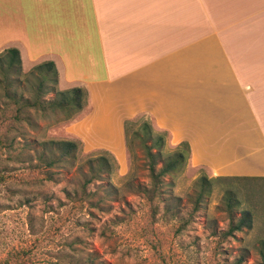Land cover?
Here are the masks:
<instances>
[{
	"label": "crops",
	"instance_id": "1",
	"mask_svg": "<svg viewBox=\"0 0 264 264\" xmlns=\"http://www.w3.org/2000/svg\"><path fill=\"white\" fill-rule=\"evenodd\" d=\"M9 47L87 91L83 146L91 121L145 115L210 175L264 177V0H0Z\"/></svg>",
	"mask_w": 264,
	"mask_h": 264
},
{
	"label": "rangeland",
	"instance_id": "2",
	"mask_svg": "<svg viewBox=\"0 0 264 264\" xmlns=\"http://www.w3.org/2000/svg\"><path fill=\"white\" fill-rule=\"evenodd\" d=\"M32 67L22 68L27 74L10 85L19 98L34 92L37 79L28 73ZM44 84L56 90L45 88L44 100L72 88H61L58 73L46 74ZM84 92L81 110L75 106L22 110L20 119L9 123V109L1 108L7 97L0 88V119L4 120L0 173L5 176L0 184V264L23 243L28 220L35 231L44 223L50 229L38 242L31 237L33 258L45 257L35 264H56L49 255L62 247L84 253V264H264L263 178L213 176L206 167L191 164L189 154L183 166L161 178L159 192L147 194L150 162L158 168L164 157L149 158L134 135L135 131L141 134L142 120H148L153 133L165 132L161 149L153 147V153L159 150L165 155L183 140L177 142V137L139 115L131 118V129L124 133L123 128L121 136L116 134L115 121H91L84 126L83 146L66 127L82 111L85 117L92 109ZM59 140L78 141L80 150L45 166L60 151L51 141ZM151 142L152 137L147 144ZM47 169L51 177L43 181ZM95 173L82 192L81 184ZM204 176L207 182L201 179ZM245 211L250 216L248 224L230 230Z\"/></svg>",
	"mask_w": 264,
	"mask_h": 264
},
{
	"label": "trees",
	"instance_id": "3",
	"mask_svg": "<svg viewBox=\"0 0 264 264\" xmlns=\"http://www.w3.org/2000/svg\"><path fill=\"white\" fill-rule=\"evenodd\" d=\"M29 74L35 75L37 79L36 87L33 88L34 92L32 96L26 97V98H19L17 96L16 91H13L10 88V85H14L17 83V81H20V77L23 75H26L27 73L22 72L21 67V60H20V53L19 50L15 47H9L7 49H4L2 52H0V88L3 89L4 96L7 97L6 101L2 102L1 108L5 107V109H9L10 116L8 118L9 123L11 122H17L20 119V113L22 110H26L27 113L30 111L35 112L37 109L41 110H47L50 108V110H56V109H67L70 108V106H75L78 109L83 108V101H84V89L81 87H72L70 89H66L63 91L56 92L57 95H55L54 98L49 100L42 99L43 91L46 89H49L51 91H56L53 87V85H48L45 87L44 80L46 78V74L52 73V75H56L57 71L55 68V65L52 61H46L41 62L36 65H34L28 72ZM28 74V75H29ZM53 82H56V79L52 78ZM14 107V109L9 108ZM30 115V114H29ZM133 119H125L123 123L124 133L127 132L128 129H131V125H133ZM4 122L3 119H0V125ZM140 127L142 129L141 134L137 131H133L134 135L138 137L141 140V143L143 147L145 148V151L148 154V157L153 158L157 156L158 154L164 159L161 161V165L158 168H155L154 164L150 162L149 169H150V178H151V187L149 190H144L147 194H151L154 196L157 192H159V187L162 182L161 178L165 176L166 174L172 172L173 170L177 169L178 167H181L186 162L189 154H190V145L188 141L183 140L178 143V145L175 147V149L171 152L166 153L165 155H161L160 149L163 145V137L165 135V132L162 131L160 133H156L152 131V126L148 122L147 119H143ZM152 137V142L148 145L147 140L148 138ZM6 140V138L4 137ZM1 142V138H0ZM50 144L56 145L58 149L60 150L59 153L50 158L47 162H45V166H52L56 162L61 161L63 157H66L67 155L74 156L76 154V151L80 150V145L78 141L73 140H59V141H51ZM10 145V143L8 144ZM155 147L156 149H159L157 153H153L151 150ZM51 154H55V152H52ZM104 161L105 158H102ZM49 169L45 171L47 175L44 176V180H49L51 176L48 175ZM97 176V173L93 175L92 177L87 178L80 186V190L84 192L85 187L92 181L93 178ZM227 176H220V178H226ZM230 178H237V179H264V177H253V176H229ZM218 178V177H217ZM228 178V177H227ZM204 182H207L208 179L206 177H201ZM206 180V181H205ZM5 181V176L0 173V184ZM40 181H42L40 179ZM205 189L201 190L198 193V204L201 202V198L204 196ZM244 216L240 218L239 222L236 223L234 226L230 228V230H241L243 226L248 224V221L250 220V216L248 211H245ZM25 225H27V229L25 231V236L23 237V243L21 246L16 249L15 251H10L8 254V257L4 260L5 264H35L36 262H42L43 258L45 257H37L36 259L33 258L32 254V246H31V237L34 236V242L40 241V239H43L46 235L50 233V229L47 228L46 223H44L41 228H39L37 231L33 229V225L28 220V222H25ZM52 256L54 260L56 261L54 263L56 264H84V253H75L70 252L69 250H64L63 247L57 249L55 253H53ZM264 257V253H263ZM14 259V260H13ZM264 259V258H263ZM92 261H90L89 264H91Z\"/></svg>",
	"mask_w": 264,
	"mask_h": 264
}]
</instances>
